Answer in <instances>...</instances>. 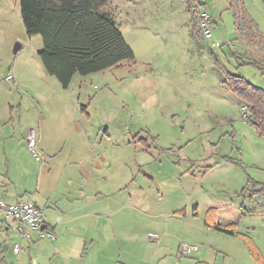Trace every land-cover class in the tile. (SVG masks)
Here are the masks:
<instances>
[{
	"label": "rangeland",
	"instance_id": "1",
	"mask_svg": "<svg viewBox=\"0 0 264 264\" xmlns=\"http://www.w3.org/2000/svg\"><path fill=\"white\" fill-rule=\"evenodd\" d=\"M235 3L264 28L261 0ZM230 4L231 0L192 4L190 0H110L107 10L133 61L76 75L69 87L73 96L78 87L84 95L80 104L91 111L97 134L100 130L96 143L109 150L104 157L110 158L112 169L133 176L138 205L154 214L175 216L178 210L188 218L194 214L197 239L205 237L200 227L209 212L217 211L223 223L230 208L236 217L241 212L237 231L264 241V139L248 123L243 102L223 83L224 75L232 74L264 88V76L240 64L244 55L253 57L247 51L258 50L239 38ZM202 13L210 20L209 35L201 27ZM260 37L252 39L259 50L264 48ZM16 45L22 49L13 53ZM41 48L39 36H26L17 0H0V74L4 67L0 81L17 65L35 71V63L40 64L35 52ZM21 97H26L23 91ZM250 223L260 224L254 233L245 229ZM213 237L214 250L239 243V238ZM148 239L156 240L153 235ZM182 246L195 250L182 253ZM181 247L182 257H188L201 243L184 241Z\"/></svg>",
	"mask_w": 264,
	"mask_h": 264
},
{
	"label": "crops",
	"instance_id": "2",
	"mask_svg": "<svg viewBox=\"0 0 264 264\" xmlns=\"http://www.w3.org/2000/svg\"><path fill=\"white\" fill-rule=\"evenodd\" d=\"M256 26L264 38V28ZM254 47L258 51H247L252 60L258 62L257 56L264 60V48ZM243 59L241 65L249 57ZM34 66L35 71L14 66L0 81V200L6 205L30 200L43 211L45 228L54 239L39 240L32 234L30 241H21L0 214V264H218L220 255H225L221 264H256L240 239L228 250L225 245L211 248L214 234L235 239L208 225L214 223L213 212L200 227L205 237L197 239L194 214L190 218L179 210L175 216L154 214L138 205L133 176L117 174L110 158L104 157L109 150L96 143L100 130L97 134L91 111L80 104L84 97L80 88L73 96L71 88L62 89L41 62ZM1 70L0 78L4 67ZM22 91L26 97H21ZM28 137L35 139L44 157L41 164L27 150ZM225 212L233 215L230 208ZM240 219L241 212L235 230ZM256 226L260 224L250 223L245 229L253 232ZM236 232L252 241L264 261V241ZM149 235L156 238L153 243L147 242ZM192 240L201 247L182 257V243ZM14 245L20 246L17 255Z\"/></svg>",
	"mask_w": 264,
	"mask_h": 264
},
{
	"label": "trees",
	"instance_id": "3",
	"mask_svg": "<svg viewBox=\"0 0 264 264\" xmlns=\"http://www.w3.org/2000/svg\"><path fill=\"white\" fill-rule=\"evenodd\" d=\"M109 1L17 0L26 36L40 37L42 48L37 56L45 72L54 77L62 89H67L76 75L87 76L133 61L131 49L107 10ZM235 1L231 0L230 4V9L236 13L233 17L234 29L247 45L255 46L252 39L261 38L259 30L241 4ZM190 3H196V0H190ZM261 3L264 5V0ZM244 65L252 66L264 76V65L252 58L249 57ZM223 83L243 102L249 112L248 123L257 136L264 139V89L232 74L224 75ZM213 214L214 223H207L213 230L239 238L256 264H264L252 241L236 232L238 216L228 215L225 224H221L218 212L213 210Z\"/></svg>",
	"mask_w": 264,
	"mask_h": 264
},
{
	"label": "built area",
	"instance_id": "4",
	"mask_svg": "<svg viewBox=\"0 0 264 264\" xmlns=\"http://www.w3.org/2000/svg\"><path fill=\"white\" fill-rule=\"evenodd\" d=\"M200 18L201 27L204 29L205 34L209 35V17L202 13L200 14ZM7 80L12 81V77H7ZM26 147L35 161L39 162L42 156L36 150V143L33 137L27 138ZM0 214L2 215L3 223L15 232L21 241H30L32 234H35L39 240L54 239L53 233L45 228L43 211L38 209L30 200L20 199L12 205H6L0 200ZM181 250L182 253H189L191 250H195V247L182 246ZM19 251V245H14L12 247V252L15 255H17Z\"/></svg>",
	"mask_w": 264,
	"mask_h": 264
},
{
	"label": "water",
	"instance_id": "5",
	"mask_svg": "<svg viewBox=\"0 0 264 264\" xmlns=\"http://www.w3.org/2000/svg\"><path fill=\"white\" fill-rule=\"evenodd\" d=\"M20 48H21V46L16 45V46L14 47L13 53H16Z\"/></svg>",
	"mask_w": 264,
	"mask_h": 264
}]
</instances>
